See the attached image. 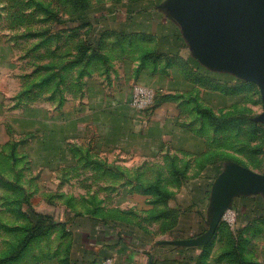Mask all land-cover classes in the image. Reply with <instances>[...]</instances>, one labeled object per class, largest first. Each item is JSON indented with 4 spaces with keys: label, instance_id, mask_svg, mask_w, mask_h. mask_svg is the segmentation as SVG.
Instances as JSON below:
<instances>
[{
    "label": "crops",
    "instance_id": "crops-1",
    "mask_svg": "<svg viewBox=\"0 0 264 264\" xmlns=\"http://www.w3.org/2000/svg\"><path fill=\"white\" fill-rule=\"evenodd\" d=\"M110 2L40 27L33 71L1 59L0 264H215L221 208L241 226L264 209V184L224 169L241 159L243 86L261 91L240 61V13ZM136 85L154 92L144 111Z\"/></svg>",
    "mask_w": 264,
    "mask_h": 264
},
{
    "label": "rangeland",
    "instance_id": "rangeland-1",
    "mask_svg": "<svg viewBox=\"0 0 264 264\" xmlns=\"http://www.w3.org/2000/svg\"><path fill=\"white\" fill-rule=\"evenodd\" d=\"M110 5V0H0V45L8 43L14 47V51L5 47L0 49V64L1 59L14 55L17 71H33L38 66L40 48L43 47L39 44L40 27L44 31L45 27H53L62 19L69 21L77 12L110 8ZM243 90L242 93L248 92L249 97H244L239 106L237 141L241 159L238 165L224 166V169L245 168L264 176V101L257 87L254 92L245 86ZM225 140L229 141L230 137ZM190 196L195 199L198 195ZM248 213L246 217L255 221L252 225L241 226L238 222L241 213L228 209L227 205L223 207L222 246L230 264H264V209L254 211L253 215ZM226 215L232 223L223 219ZM223 254H219L215 264Z\"/></svg>",
    "mask_w": 264,
    "mask_h": 264
},
{
    "label": "water",
    "instance_id": "water-1",
    "mask_svg": "<svg viewBox=\"0 0 264 264\" xmlns=\"http://www.w3.org/2000/svg\"><path fill=\"white\" fill-rule=\"evenodd\" d=\"M212 4L219 12L240 13L237 28L240 61L260 87L264 98V0H212ZM235 174H244L264 184V176L250 170L237 169Z\"/></svg>",
    "mask_w": 264,
    "mask_h": 264
},
{
    "label": "built area",
    "instance_id": "built-area-1",
    "mask_svg": "<svg viewBox=\"0 0 264 264\" xmlns=\"http://www.w3.org/2000/svg\"><path fill=\"white\" fill-rule=\"evenodd\" d=\"M154 102V92L149 87L143 85H136L132 89L131 105L134 109L144 111L152 106ZM225 221L232 223L231 219L227 218V215L223 218ZM104 264H113L111 259H108Z\"/></svg>",
    "mask_w": 264,
    "mask_h": 264
}]
</instances>
